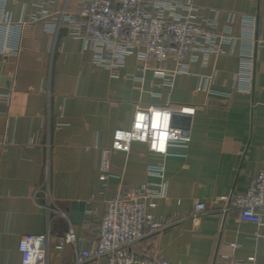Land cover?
I'll return each mask as SVG.
<instances>
[{
    "label": "crops",
    "instance_id": "obj_1",
    "mask_svg": "<svg viewBox=\"0 0 264 264\" xmlns=\"http://www.w3.org/2000/svg\"><path fill=\"white\" fill-rule=\"evenodd\" d=\"M180 1L216 15L219 28L230 25L239 39L231 54L198 53L172 84L154 70L173 67L171 60L144 61L133 53L110 70L67 28L48 30L52 17L79 12L80 0L4 1L0 92L10 95L0 98V264H21V237L48 231V264H73L77 250L95 244L108 199L158 181L147 173L152 164L165 168L166 195L156 215L181 219L136 242L134 250L157 248L173 264H213L218 244L235 240L237 257L253 255L264 264V223L241 220L237 209L221 210L223 197L247 190L264 169V0ZM251 16L255 55L250 80H240V55L250 45L240 38H249ZM167 105L195 108L174 118L189 140L170 142L166 153L138 140L128 149L114 147L115 130L131 128L139 107ZM73 201L82 209L72 208ZM198 202L218 211L193 218ZM70 228L77 245L56 250V237Z\"/></svg>",
    "mask_w": 264,
    "mask_h": 264
},
{
    "label": "built area",
    "instance_id": "obj_2",
    "mask_svg": "<svg viewBox=\"0 0 264 264\" xmlns=\"http://www.w3.org/2000/svg\"><path fill=\"white\" fill-rule=\"evenodd\" d=\"M4 1L0 0V22L4 18ZM203 8L191 2L180 0H80L77 13L61 12L47 23L49 31L65 27L76 38L81 39L93 50L94 61L110 70L124 66L128 55L135 53L140 59L158 62L173 61V67H156V74L168 84H172L179 73L189 72L190 64L201 53L208 58L210 54H231L233 46L239 39L231 32L228 25L219 28L216 15L206 16ZM230 14L229 22L234 21ZM255 18L246 19L250 45L241 52L239 79L250 80L254 60L253 26ZM9 93L0 92V98L7 100ZM159 111L168 115L169 136L163 151L153 147V137L145 135L144 130L135 129L137 113L151 116ZM195 108L188 105L174 108L172 106L139 107L134 115L132 127L118 128L113 139L114 147L128 149L135 140L147 142L150 150L166 153L172 141L190 139L188 129L174 125L176 115H192ZM144 135L143 139L133 136ZM4 140H0V145ZM107 178L105 164L102 166ZM165 168L162 164L149 165L148 175L157 177L158 181L147 180L135 190H125L107 200L106 209L100 219L96 242L89 249L77 250L73 264H83L88 260L106 258L107 264H173L157 248L136 251L133 244L147 236L159 235L167 228L180 221L179 217L162 218L155 213V208L166 195L164 181ZM221 210L237 209L243 221L256 224L264 223V169L253 176L250 186L245 191L234 190L222 198ZM207 211L204 202H198L193 211V218ZM67 244L77 245V237L72 228L56 237L55 249L61 251ZM239 243L230 240L222 243L218 250V264H256L255 256L240 258L235 255ZM22 252L21 264H48L51 248V234L26 233L20 239ZM216 264V263H215Z\"/></svg>",
    "mask_w": 264,
    "mask_h": 264
},
{
    "label": "clouds",
    "instance_id": "obj_3",
    "mask_svg": "<svg viewBox=\"0 0 264 264\" xmlns=\"http://www.w3.org/2000/svg\"><path fill=\"white\" fill-rule=\"evenodd\" d=\"M137 130H144L145 135H151L154 143L153 147L163 151L168 133V115L159 111L152 112L151 116L144 113H137L134 125ZM133 139H143L144 135L133 136Z\"/></svg>",
    "mask_w": 264,
    "mask_h": 264
},
{
    "label": "water",
    "instance_id": "obj_4",
    "mask_svg": "<svg viewBox=\"0 0 264 264\" xmlns=\"http://www.w3.org/2000/svg\"><path fill=\"white\" fill-rule=\"evenodd\" d=\"M82 206H83V203H79L77 201H73L72 202V208L76 209L77 207H80L82 209ZM80 214H77V216H75L74 219H76L77 221H79L82 217V213L84 212V210H80ZM220 244V243H219ZM219 244H218V247H217V250H216V254H215V257H214V261H213V264H215L216 262V257H217V254H218V248H219Z\"/></svg>",
    "mask_w": 264,
    "mask_h": 264
},
{
    "label": "trees",
    "instance_id": "obj_5",
    "mask_svg": "<svg viewBox=\"0 0 264 264\" xmlns=\"http://www.w3.org/2000/svg\"><path fill=\"white\" fill-rule=\"evenodd\" d=\"M219 258L217 257L216 264H218Z\"/></svg>",
    "mask_w": 264,
    "mask_h": 264
}]
</instances>
